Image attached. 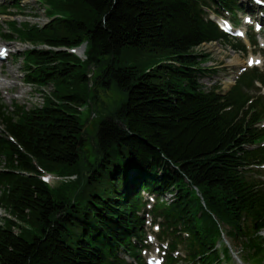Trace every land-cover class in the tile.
Here are the masks:
<instances>
[{
    "label": "trees",
    "instance_id": "trees-1",
    "mask_svg": "<svg viewBox=\"0 0 264 264\" xmlns=\"http://www.w3.org/2000/svg\"><path fill=\"white\" fill-rule=\"evenodd\" d=\"M39 1L48 22L11 18L1 34L29 44L24 81L53 90L34 108L0 104V207L10 215L0 264H147L146 212L160 219L163 264H228L225 237L262 263L264 69L247 68L226 92L206 89L207 54L195 52L220 40L248 51L211 17L239 22L242 0ZM83 45L84 59L69 50ZM113 84L126 98L101 118L96 157L83 162L82 108ZM45 172L75 177L51 185Z\"/></svg>",
    "mask_w": 264,
    "mask_h": 264
},
{
    "label": "rangeland",
    "instance_id": "rangeland-1",
    "mask_svg": "<svg viewBox=\"0 0 264 264\" xmlns=\"http://www.w3.org/2000/svg\"><path fill=\"white\" fill-rule=\"evenodd\" d=\"M17 0H0V45H5L7 48V52L9 53V57L7 60H4L2 63L4 64V68L1 65L0 61V70L3 68L4 73H8V68L14 71V74H7L6 77L3 74L0 75L1 78L6 79L11 84H15V87L11 89L0 88V104H3L7 107H15L17 106H26L27 108H34L36 106H41L45 102V96L49 95V93L53 90V86L51 84L46 85L44 87H39L36 85H32L24 81V63L22 58H19L21 54L29 47V44L22 43L19 38H14L13 40H6L2 38L1 34L10 29L9 20L11 18L15 19L18 23H23L26 20L31 22L32 24L43 25L49 21L47 8L45 4L40 2L39 0H21V8L17 9L13 7ZM263 4H259V7L252 5L253 3L248 0H242V6L245 9H250L253 15L257 18H263L264 15L258 8H264V0ZM9 7L8 11L10 14L4 15L1 9L5 7ZM261 8V10H262ZM244 9V10H245ZM246 14V13H245ZM244 14V15H245ZM227 17L231 15L225 14ZM238 23L230 18L233 21L235 28H240L244 30L246 33L243 37L230 34V38L232 42H237L236 40H242L247 45V52L240 51L235 49L232 43L227 41H211L201 44L198 48L195 49L196 53L207 54L206 59L203 61L202 66L206 68H210L211 70L206 71L205 74H199L198 80L206 89H209L214 84H219L220 89L223 92L228 90V84L233 82L235 77L239 72L242 71L243 67L239 64H234L238 60L244 61L249 55L253 54L259 56L260 63L253 66H258L261 69H264V27L260 30L259 24L254 20V16L243 15V12H239L238 14ZM212 18L220 21V19L214 15H211ZM235 19V18H234ZM247 21H252L251 23H246ZM246 23V24H244ZM253 26V27H252ZM252 31H256L258 35V45L253 46L251 42L248 40V35ZM151 54L144 53L138 54L136 57L132 58L136 63H143L148 61L151 58ZM81 58H85V55H81ZM155 62H164L166 61V57L164 55H158L154 58ZM133 61H130L132 63ZM129 63V62H128ZM248 66V67H253ZM98 72V71H97ZM95 70L92 67V74L94 75ZM24 90V92H23ZM5 91V92H4ZM264 93V88L261 91ZM126 98V93L120 90L115 84L111 86V88L107 90L99 89V95L97 99V104L94 105V110L88 109V106H84L82 108V120L84 121V136H82L81 141V155L82 161H93L96 157V142H97V130L98 123L105 115L110 113L115 109V107ZM80 139V140H81ZM257 177L264 179V169L256 174ZM59 181H54L52 184H57ZM148 195H145V197ZM167 197L168 201L171 199V196L167 194L164 198ZM167 200V199H165ZM8 210L0 207V224L3 223L4 217H9ZM145 237L151 232L156 235V232L153 231L154 226L150 228L149 224H145ZM16 230V229H15ZM264 235V231H263ZM144 237V239H145ZM228 245L231 247L232 251V260L228 262V264H264V261L260 263L256 258H248L245 255V251L242 249V246L237 240H231L225 237ZM150 243V248L143 250L142 255L146 258V260H150L157 253L163 259L164 248H167V242L160 243L158 238H155L153 235L152 242ZM164 248H163V247ZM181 255L184 258L185 253L184 249L180 247ZM178 264H189L188 262L182 260V262ZM195 264V263H191Z\"/></svg>",
    "mask_w": 264,
    "mask_h": 264
},
{
    "label": "bare ground",
    "instance_id": "bare-ground-1",
    "mask_svg": "<svg viewBox=\"0 0 264 264\" xmlns=\"http://www.w3.org/2000/svg\"><path fill=\"white\" fill-rule=\"evenodd\" d=\"M200 46V45H199ZM199 46H197L196 48H198ZM195 48V49H196ZM85 50H86V48H85V46H82V47H80V48H78L77 49V53L79 54V55H83L84 53H85ZM2 53H5V56L4 57H1L0 56V61H1V65H2V67L4 68V64L2 63L4 60H7L8 59V57H9V53H6V52H1L0 53V55L2 54ZM260 63V58H259V56H256V55H253V54H251V55H249V57L246 59V60H242V61H240V60H238L236 63H234V64H239L240 66H251V65H257V64H259ZM1 69L0 70V75L1 74H3L4 73V70L5 69ZM7 74H14V71L13 70H11L10 68H8V73ZM6 73H4V75L6 76V77H8V75H7ZM13 87H15V84H11L10 82H8L6 79H3V78H1L0 77V88H5V89H11V88H13ZM5 92V91H4ZM23 92H24V90H23ZM54 181H59V182H61V181H66V176H59V175H52V179H51V182L53 183ZM165 199H167V201H168V198L167 197H165L164 198V200Z\"/></svg>",
    "mask_w": 264,
    "mask_h": 264
},
{
    "label": "built area",
    "instance_id": "built-area-1",
    "mask_svg": "<svg viewBox=\"0 0 264 264\" xmlns=\"http://www.w3.org/2000/svg\"><path fill=\"white\" fill-rule=\"evenodd\" d=\"M75 176H66V181L74 179Z\"/></svg>",
    "mask_w": 264,
    "mask_h": 264
},
{
    "label": "water",
    "instance_id": "water-1",
    "mask_svg": "<svg viewBox=\"0 0 264 264\" xmlns=\"http://www.w3.org/2000/svg\"><path fill=\"white\" fill-rule=\"evenodd\" d=\"M82 141V139L80 140V142Z\"/></svg>",
    "mask_w": 264,
    "mask_h": 264
}]
</instances>
